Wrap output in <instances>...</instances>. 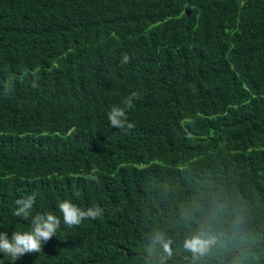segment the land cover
Returning <instances> with one entry per match:
<instances>
[{
	"label": "trees",
	"instance_id": "trees-1",
	"mask_svg": "<svg viewBox=\"0 0 264 264\" xmlns=\"http://www.w3.org/2000/svg\"><path fill=\"white\" fill-rule=\"evenodd\" d=\"M32 193L60 226L0 264H264V0H0L9 238ZM64 200L104 211L69 227Z\"/></svg>",
	"mask_w": 264,
	"mask_h": 264
},
{
	"label": "clouds",
	"instance_id": "clouds-1",
	"mask_svg": "<svg viewBox=\"0 0 264 264\" xmlns=\"http://www.w3.org/2000/svg\"><path fill=\"white\" fill-rule=\"evenodd\" d=\"M128 57L125 55L122 62H127ZM138 94L133 92L127 96L123 103L125 107L113 106L108 112V120L111 127L116 129H131L134 127L128 122L126 109L133 106L135 99H138ZM90 179L98 180L96 176H91ZM36 203V193L28 195L26 198H20L15 201L16 210L13 215L22 219L31 217V229L27 232L14 231L11 238L6 232H0V253H3L16 262L26 254L40 253L45 243L51 240L61 223L60 217L51 213L41 214L36 213L32 216L31 210ZM59 211L62 213L63 222L69 227L79 226L85 219H97L103 209L97 206L89 207L87 210L74 204L71 200H64L59 204ZM159 237L157 241H159ZM209 241L202 239L200 236H193L186 242V247L195 252H203Z\"/></svg>",
	"mask_w": 264,
	"mask_h": 264
}]
</instances>
